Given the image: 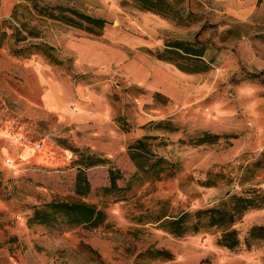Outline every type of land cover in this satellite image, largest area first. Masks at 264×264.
<instances>
[{
    "label": "rangeland",
    "instance_id": "374dc122",
    "mask_svg": "<svg viewBox=\"0 0 264 264\" xmlns=\"http://www.w3.org/2000/svg\"><path fill=\"white\" fill-rule=\"evenodd\" d=\"M151 1L0 0V264H264L163 227L264 192V0Z\"/></svg>",
    "mask_w": 264,
    "mask_h": 264
},
{
    "label": "trees",
    "instance_id": "16d2710c",
    "mask_svg": "<svg viewBox=\"0 0 264 264\" xmlns=\"http://www.w3.org/2000/svg\"><path fill=\"white\" fill-rule=\"evenodd\" d=\"M136 3H138V6H140L142 9L147 11H160L162 10L155 4V2H152L151 0H134ZM166 9V8H165ZM170 8L167 9L166 15L168 17L172 16L170 14L171 10ZM84 19H86L90 24L98 26H103L105 24V21L99 20V19H93L84 16ZM95 35V34H94ZM184 44H181L183 46ZM187 47L191 48L190 45H187ZM196 50V49H195ZM22 50L16 51V54H21ZM202 52H199L198 54H192L195 56H201ZM164 58H161L163 60L173 61L172 53L167 52L166 56H162ZM196 59V58H194ZM176 65L180 68L184 69H190L193 65L189 64H182L177 63ZM218 138V136H202L198 139H196L194 142H192V145L199 146L204 144H211L214 143V141ZM215 177H218L215 175ZM209 179V177H208ZM245 179H243L244 181ZM207 180L204 184L207 187H211L215 185V180ZM83 188V187H82ZM81 188L79 185L77 186V192L78 194H84L80 190ZM264 206V192H261L257 189H249L245 192H242L241 194H231L228 193L226 197H224L218 204L212 208H208L205 210L197 211L194 214L189 213H183L179 216H171L166 220L163 224V227L165 230H167L171 235L176 237H183L188 234H197L199 232H205L211 229H217L221 230V236L218 239V244L228 250H234L238 246V238L236 230L233 228L234 225L242 218L244 213L250 210H258ZM79 209L80 217L82 215H86L92 210L88 208L84 204H76L75 206H71L69 204H61L58 205L57 208H59L61 211L69 213V211L73 208ZM76 217V215H75ZM81 219V218H80ZM83 222V221H82ZM264 234V227H258L253 228L249 233V239H261L260 237H257V234ZM249 246V243H248ZM154 257H164L168 258L170 256H165L166 254H163V252L156 251L154 252ZM158 255V256H156Z\"/></svg>",
    "mask_w": 264,
    "mask_h": 264
}]
</instances>
